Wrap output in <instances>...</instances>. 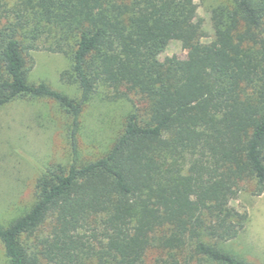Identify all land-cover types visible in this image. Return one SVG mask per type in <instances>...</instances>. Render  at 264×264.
<instances>
[{"label": "trees", "instance_id": "trees-1", "mask_svg": "<svg viewBox=\"0 0 264 264\" xmlns=\"http://www.w3.org/2000/svg\"><path fill=\"white\" fill-rule=\"evenodd\" d=\"M0 0V109L55 100L71 116L72 157L43 166L31 205L7 224L8 264H254L227 244L249 214L230 204L264 190V0ZM178 40L186 58L158 55ZM69 60L59 80H28L30 52ZM126 101L100 155L75 154L95 95Z\"/></svg>", "mask_w": 264, "mask_h": 264}, {"label": "rangeland", "instance_id": "rangeland-1", "mask_svg": "<svg viewBox=\"0 0 264 264\" xmlns=\"http://www.w3.org/2000/svg\"><path fill=\"white\" fill-rule=\"evenodd\" d=\"M220 1L224 0H195L203 21L204 42L213 37L210 8ZM173 55L186 58L178 40L169 41L158 58L163 61ZM30 56V82L44 81L54 90L72 97L79 95L76 85L59 80L60 72L69 65L67 57L42 49L31 51ZM128 109V102L101 98L99 94L83 105L78 117L76 156L86 160L107 149L121 131ZM70 128V114L50 98H22L0 109V224H7L31 205L34 182L44 165L70 161ZM230 204L246 210L249 220L227 247L254 264H264V190L259 195L241 191ZM0 264H8L1 242Z\"/></svg>", "mask_w": 264, "mask_h": 264}]
</instances>
